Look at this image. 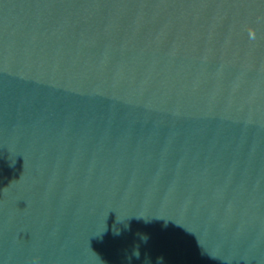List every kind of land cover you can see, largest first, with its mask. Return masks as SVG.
I'll return each instance as SVG.
<instances>
[{"label": "water", "instance_id": "95a60500", "mask_svg": "<svg viewBox=\"0 0 264 264\" xmlns=\"http://www.w3.org/2000/svg\"><path fill=\"white\" fill-rule=\"evenodd\" d=\"M0 264H264V0H0Z\"/></svg>", "mask_w": 264, "mask_h": 264}]
</instances>
